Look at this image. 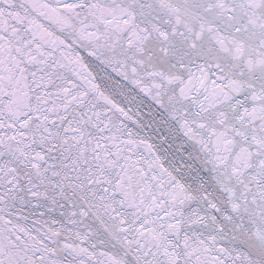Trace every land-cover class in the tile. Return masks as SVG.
<instances>
[{"label":"snow or ice","instance_id":"6c2138e0","mask_svg":"<svg viewBox=\"0 0 264 264\" xmlns=\"http://www.w3.org/2000/svg\"><path fill=\"white\" fill-rule=\"evenodd\" d=\"M0 264H264V0H0Z\"/></svg>","mask_w":264,"mask_h":264}]
</instances>
